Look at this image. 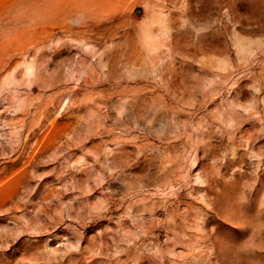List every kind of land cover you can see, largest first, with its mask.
Listing matches in <instances>:
<instances>
[{
	"label": "rangeland",
	"instance_id": "374dc122",
	"mask_svg": "<svg viewBox=\"0 0 264 264\" xmlns=\"http://www.w3.org/2000/svg\"><path fill=\"white\" fill-rule=\"evenodd\" d=\"M0 0V264H264V0Z\"/></svg>",
	"mask_w": 264,
	"mask_h": 264
},
{
	"label": "bare ground",
	"instance_id": "6f19581e",
	"mask_svg": "<svg viewBox=\"0 0 264 264\" xmlns=\"http://www.w3.org/2000/svg\"><path fill=\"white\" fill-rule=\"evenodd\" d=\"M103 2H105V0Z\"/></svg>",
	"mask_w": 264,
	"mask_h": 264
}]
</instances>
